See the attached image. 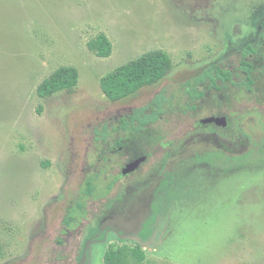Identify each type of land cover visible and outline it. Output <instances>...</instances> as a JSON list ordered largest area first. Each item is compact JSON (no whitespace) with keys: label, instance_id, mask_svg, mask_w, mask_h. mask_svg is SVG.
<instances>
[{"label":"rangeland","instance_id":"1","mask_svg":"<svg viewBox=\"0 0 264 264\" xmlns=\"http://www.w3.org/2000/svg\"><path fill=\"white\" fill-rule=\"evenodd\" d=\"M101 33L105 59L86 47ZM152 50L170 56L166 76L108 101L100 79ZM212 66L232 81L191 97L184 84ZM60 67L78 71L76 88L39 99ZM158 95L160 120L122 125ZM210 117L225 125L196 129ZM209 133L219 142L197 137ZM169 139L189 142L159 148ZM148 151L159 155L123 182L125 158ZM124 244L155 264H264V0H0V264H103Z\"/></svg>","mask_w":264,"mask_h":264},{"label":"trees","instance_id":"2","mask_svg":"<svg viewBox=\"0 0 264 264\" xmlns=\"http://www.w3.org/2000/svg\"><path fill=\"white\" fill-rule=\"evenodd\" d=\"M89 52L98 58H108L112 52V44L105 34H99L86 43ZM255 50L248 45L245 48L238 69L244 74L245 81L241 84L247 91L253 84V65L246 61L247 56L254 55ZM172 68L170 56L162 50L148 51L133 61L128 62L100 79L101 92L110 102H117L135 94L146 86H152L162 80ZM229 83L232 74L223 71L219 67L212 66L204 70L192 82H186L184 86L191 97L200 98L195 88L205 82L216 87V82ZM78 83V71L73 67H60L50 76L45 78L36 88L39 99H47L61 92H69L76 88ZM168 100L162 95L156 96L148 106L138 108L128 117V121L122 120V125H129L133 132H140L149 124L158 121L165 112ZM150 108V113H146ZM124 129L126 127H123ZM94 178L89 177L85 181L84 195L92 196L95 187ZM81 210V204L77 203ZM72 218H65L64 226L69 227ZM1 256V247H0ZM103 264H155L147 261L145 251L139 245H109L103 255Z\"/></svg>","mask_w":264,"mask_h":264},{"label":"flooded vegetation","instance_id":"3","mask_svg":"<svg viewBox=\"0 0 264 264\" xmlns=\"http://www.w3.org/2000/svg\"><path fill=\"white\" fill-rule=\"evenodd\" d=\"M206 83V82H205ZM202 84H204V83H202ZM210 84V83H209ZM211 86V85H210ZM213 87V86H212ZM162 117V116H161ZM210 118H213V117H210ZM161 119V118H160ZM159 119V120H160ZM209 119V118H208ZM215 119H217L218 121L217 122H211V123H205L204 121H205V119L204 120H202V121H199L198 123H197V126H196V129H198V130H201L202 129V126L203 127H208V126H210V125H219L221 122H222V120L221 121H219L220 119H222V118H215ZM219 122V124H216V123H218ZM223 122L225 123V119L223 120ZM150 125H153V124H149V125H147V126H150ZM146 126V127H147ZM197 137H199L198 139L199 140H203L204 138L205 139H210V138H212V139H214V142H219V138L216 136V134H214V133H209V135H207V136H204V135H202V134H200L199 136H197ZM171 140L172 139H169V141L167 142V144L166 145H162L161 147H159V148H162V147H167L168 149H172L171 151H173V150H177V149H181V148H184L185 146H187V144H188V140L187 141H184L183 143H182V145H180L178 148H176V144H178L179 142L178 141H174V145L172 146V143H171ZM117 147H115V150L117 151H120L121 152V154H123V153H126L125 152V149H128L129 148V146L127 147V145L126 144H123V142H118L117 143V145H116ZM161 150V149H160ZM171 151L169 150L168 152H170L171 153ZM146 154H147V156H146ZM159 155L158 153H155V152H150V151H148V153H145V155H143V156H145V157H143V160L137 165V166H135L134 168H129L134 162H136L137 160H139V158L138 157H135V158H133V157H127V158H125V161H124V163H123V167L120 169V172H119V176L121 177V178H123V182L126 180V181H129L134 175H136V174H139V172H140V168H141V164H144V163H149V166H150V163L152 162V161H154L155 159H154V155ZM172 156H175V154H172ZM153 164V163H152ZM151 164V165H152ZM150 168H153V167H150ZM153 170V169H152ZM149 179H150V181L151 180H153L154 179V181H155V179L157 180V179H159L161 176H158V175H156V173L154 174V173H152V171L150 172V173H148V176H147ZM157 182H158V180H157ZM156 182V183H157ZM123 185H124V183H123ZM122 185V186H123ZM121 186V187H122ZM123 188V187H122ZM123 198H125V194H124V192L122 191V198L120 197L119 198V200L118 201H120V200H122ZM109 215H110V211H109V213H108V215H107V219H109Z\"/></svg>","mask_w":264,"mask_h":264},{"label":"water","instance_id":"4","mask_svg":"<svg viewBox=\"0 0 264 264\" xmlns=\"http://www.w3.org/2000/svg\"><path fill=\"white\" fill-rule=\"evenodd\" d=\"M221 120H222V122H221L220 124H219V122L216 123V124H219V125H221V126H224V125H225V123L223 122L224 118L220 119L219 121H221ZM217 121H218V120L215 119V118H209V119H205L204 122H205V123H211V122H217ZM142 160H143V158L137 160V161L134 162L129 168H134V167L137 166Z\"/></svg>","mask_w":264,"mask_h":264}]
</instances>
